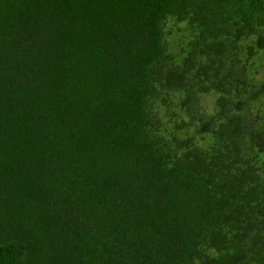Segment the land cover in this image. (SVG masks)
<instances>
[{
  "label": "trees",
  "instance_id": "trees-1",
  "mask_svg": "<svg viewBox=\"0 0 264 264\" xmlns=\"http://www.w3.org/2000/svg\"><path fill=\"white\" fill-rule=\"evenodd\" d=\"M0 264H264V0H0Z\"/></svg>",
  "mask_w": 264,
  "mask_h": 264
},
{
  "label": "rangeland",
  "instance_id": "rangeland-1",
  "mask_svg": "<svg viewBox=\"0 0 264 264\" xmlns=\"http://www.w3.org/2000/svg\"><path fill=\"white\" fill-rule=\"evenodd\" d=\"M167 39L170 40L171 36L168 37ZM212 100H213L212 95H201L195 103H192V107L194 109H197V113H195L194 116L200 115V114L203 115V114L209 112L211 110V107H212L211 106ZM190 117H191V113L188 114L187 111L185 113H183V120L184 121L189 120Z\"/></svg>",
  "mask_w": 264,
  "mask_h": 264
}]
</instances>
